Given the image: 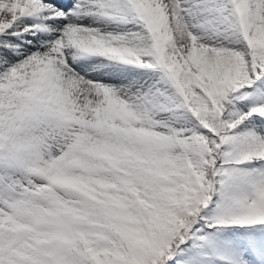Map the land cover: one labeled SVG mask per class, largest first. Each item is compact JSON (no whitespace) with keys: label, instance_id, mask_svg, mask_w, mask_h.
I'll return each mask as SVG.
<instances>
[{"label":"snow or ice","instance_id":"snow-or-ice-1","mask_svg":"<svg viewBox=\"0 0 264 264\" xmlns=\"http://www.w3.org/2000/svg\"><path fill=\"white\" fill-rule=\"evenodd\" d=\"M0 264H264V0H0Z\"/></svg>","mask_w":264,"mask_h":264}]
</instances>
